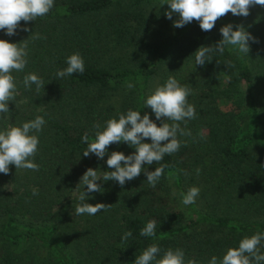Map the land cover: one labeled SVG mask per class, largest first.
I'll list each match as a JSON object with an SVG mask.
<instances>
[{"label": "trees", "instance_id": "16d2710c", "mask_svg": "<svg viewBox=\"0 0 264 264\" xmlns=\"http://www.w3.org/2000/svg\"><path fill=\"white\" fill-rule=\"evenodd\" d=\"M161 3L55 0L49 14L28 22L29 32L8 37L0 31V39L13 43L31 31L42 37L28 40V64L13 73L18 106L9 101L11 112L0 119V128L37 115L47 121L34 158L39 170L10 165L8 174H0V264H133L151 243L182 248L186 262L206 264L244 236L264 231V6L250 8L247 17L227 13L204 32L195 20L174 27L176 17L167 19L168 6ZM229 23L256 38L249 41L248 56L226 48L195 67L192 54L215 45L220 27ZM73 53L83 57L85 72L56 79ZM28 72L44 80V89L24 88ZM169 75L192 90L188 100L197 116L187 124L191 137H181L180 150L161 161L165 172L155 188L143 172L123 187L98 181L104 191L88 194L86 202L111 206L95 216H75L80 177L90 167L110 170L107 156H83L81 137L87 133L91 139L94 125L128 109L151 115L143 101ZM108 151L128 155L134 149L121 143ZM158 166L154 162L148 170ZM192 186L200 195L184 206L179 194ZM152 219L155 240L139 235ZM125 230L133 237L121 241Z\"/></svg>", "mask_w": 264, "mask_h": 264}, {"label": "clouds", "instance_id": "9594fccd", "mask_svg": "<svg viewBox=\"0 0 264 264\" xmlns=\"http://www.w3.org/2000/svg\"><path fill=\"white\" fill-rule=\"evenodd\" d=\"M164 4L168 6L165 17L169 20H173V16L176 17L173 20L174 27L181 28L195 20L202 31L208 32L214 28L217 20L227 13L247 17L250 14L249 9L257 5L264 6V0H162L160 6ZM54 5L55 0H0V31L8 37L16 35L18 30L29 32L28 22L46 16ZM21 21L24 23L21 24ZM219 32L221 39L215 45L201 46L192 54L195 67L210 63L215 54L223 55L226 48L248 56L249 41L256 42V38L241 25L234 26L229 23L220 27ZM41 38L39 33L31 31L30 36L19 43L0 39V119H6L11 112L9 101L18 106L17 82L13 73L24 72L28 64V40ZM65 65L66 67L56 70V79H65L85 72V62L79 53L66 56ZM22 84L27 90H32L34 86L37 92L46 85L34 72L26 73ZM191 94V88L169 75L162 84L146 95L143 101L142 109L150 108L151 115L148 112L141 115V110L128 109L105 121L103 126L94 125L97 130L91 139L87 133L81 137V142L86 145L81 152L83 156L95 155L98 160H104L107 156L106 165L110 170L102 171L90 167L80 177L74 190L82 189L77 196L79 203L74 210L75 216H95L111 206L86 202L90 198L88 194L104 191L98 181H115L123 187L126 182L136 179L143 172L147 183L153 188L156 187L165 172V165L161 164V161L180 150L185 143L181 137L192 135L187 124L196 119L197 112L195 106L189 103L188 97ZM157 121L160 122L159 126ZM46 123L44 116L37 115L19 125L9 124L0 128V174H8L10 165H14L16 170H39L34 158L40 143L39 134ZM146 140H150V143L145 142ZM121 143L127 144L134 151L128 155L121 151L109 153L110 145ZM154 162L159 166L149 171L148 166ZM195 171L199 175L200 169ZM32 194L38 195V190L33 189ZM176 195L173 192V196ZM199 195L200 188L192 186L186 192L180 193L178 198L182 205L190 206L195 204ZM139 235L155 240L156 220H148L139 229ZM132 237L133 232L125 230L121 241H128ZM262 249L264 231H258L251 236H244L236 247H229L222 256H211L206 264H264ZM133 264H196V261L186 262L182 248L164 250L158 243H151L136 255Z\"/></svg>", "mask_w": 264, "mask_h": 264}, {"label": "rangeland", "instance_id": "374dc122", "mask_svg": "<svg viewBox=\"0 0 264 264\" xmlns=\"http://www.w3.org/2000/svg\"><path fill=\"white\" fill-rule=\"evenodd\" d=\"M153 9H155V8H153ZM162 23H163V22H160V23H158V24H159V26H160ZM155 29L157 30V29H159V28H158V27H156Z\"/></svg>", "mask_w": 264, "mask_h": 264}]
</instances>
